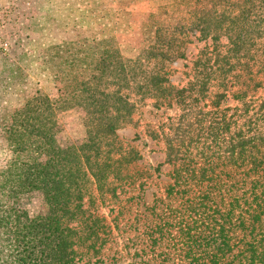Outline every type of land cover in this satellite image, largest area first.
I'll return each mask as SVG.
<instances>
[{"label":"trees","instance_id":"trees-1","mask_svg":"<svg viewBox=\"0 0 264 264\" xmlns=\"http://www.w3.org/2000/svg\"><path fill=\"white\" fill-rule=\"evenodd\" d=\"M149 17L153 36L138 56L124 59L104 33L81 38L76 55L56 64L58 96L38 88L14 115L9 139L18 155L29 156L15 182L40 190L48 211L18 214L2 231L13 264H74L90 177L101 197L115 196L124 179L118 164L141 158L134 148L125 158L110 155L123 154L117 133L133 123L132 95L180 109L163 136L172 166L165 193L179 220L187 219L179 232L188 264H264V0H168ZM193 35L212 43L194 61L193 79L175 86L172 66ZM124 88L131 93L124 96ZM80 105L86 139L61 145L57 117ZM157 231L164 234L163 226Z\"/></svg>","mask_w":264,"mask_h":264},{"label":"rangeland","instance_id":"rangeland-1","mask_svg":"<svg viewBox=\"0 0 264 264\" xmlns=\"http://www.w3.org/2000/svg\"><path fill=\"white\" fill-rule=\"evenodd\" d=\"M2 1L9 4L12 0ZM28 1L32 14L29 23H24V29L18 33L19 38L9 54L0 50V222L4 220L2 223L5 226L0 227V256L4 259L3 264H11V257L15 253L8 257L13 249L1 241L7 236L2 231L11 228V224L13 228L18 214L44 215L48 211L40 190H31L29 186L19 187L15 182L18 164L27 162L29 156L26 153L18 155L20 153L9 139L14 115L35 95L38 88L51 98L58 96L60 84L54 80L56 64L76 55L73 44L81 38L104 33L107 38L115 37L124 59L138 56L153 36L154 28L149 15L168 2ZM21 2L16 0L19 4L17 9L25 12ZM197 8L203 9L204 6L199 4ZM187 10L183 11L184 14ZM179 12L176 10L175 15ZM190 38L185 57L172 66L170 79L175 86H186L193 79L194 61L212 43L199 35ZM66 48H70L71 54L65 52ZM70 72L65 69L61 74L68 76ZM121 93L126 96L131 91L124 88ZM261 95L253 98V105L261 103ZM131 98L136 103L133 123L117 133L123 154L110 155L112 158H125L134 148L141 158L130 165L125 159L118 164L124 179L115 196L109 192L101 197L94 178L90 177L91 197L85 199L87 211L84 231L80 233L83 242L78 247L74 264H188V249L182 244L184 234L179 232V226H184L187 219L185 222L179 220L175 211L169 208L177 204L166 199L165 193L172 166L165 163L163 136L168 123L179 115L180 109L175 105L156 107L153 99L139 95H132ZM235 105V102L229 101L228 106ZM85 116L86 108L83 105L59 113L56 138L61 145L84 142ZM128 170L130 177L126 179ZM69 225L73 227L76 223ZM158 225L163 226L164 234L157 231Z\"/></svg>","mask_w":264,"mask_h":264},{"label":"built area","instance_id":"built-area-1","mask_svg":"<svg viewBox=\"0 0 264 264\" xmlns=\"http://www.w3.org/2000/svg\"><path fill=\"white\" fill-rule=\"evenodd\" d=\"M21 4L25 12L18 11L19 4L16 0H12L9 4L0 0V50L4 54L12 51L14 43L19 38L18 33L23 31L24 23H29V17L32 15L30 2L22 0Z\"/></svg>","mask_w":264,"mask_h":264}]
</instances>
